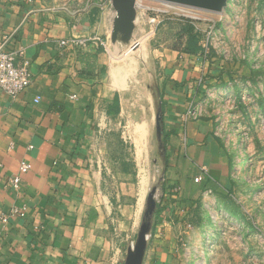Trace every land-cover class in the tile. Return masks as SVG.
I'll use <instances>...</instances> for the list:
<instances>
[{"label":"crops","instance_id":"obj_1","mask_svg":"<svg viewBox=\"0 0 264 264\" xmlns=\"http://www.w3.org/2000/svg\"><path fill=\"white\" fill-rule=\"evenodd\" d=\"M59 1L0 0V43L22 46L32 75L16 98L0 90V212L13 205L25 210L23 219L0 222V264H120L119 250H105L100 235L112 207H124L130 194L123 184L129 163L153 146L157 107L127 52L116 65L109 61L116 53L104 46L58 47L71 38L107 40L112 8L96 2L76 12ZM164 45L152 53L162 58L167 165L143 264H177L186 250L179 241L193 231L185 227L186 211L229 178L210 125L196 116L185 119L196 103L192 85L204 60ZM78 53L96 55V79L78 76ZM21 161L31 170L14 190L10 180Z\"/></svg>","mask_w":264,"mask_h":264},{"label":"rangeland","instance_id":"obj_2","mask_svg":"<svg viewBox=\"0 0 264 264\" xmlns=\"http://www.w3.org/2000/svg\"><path fill=\"white\" fill-rule=\"evenodd\" d=\"M60 2L80 12L99 0H60L57 5ZM144 4L150 8L166 5L153 0H144ZM168 5L175 9L150 36L140 17L133 36L137 45L121 49L111 46L110 35L104 40L110 54L116 53L110 63L118 65L125 57L133 58L134 70L150 85L156 107V85L161 89L162 83L158 60L162 58H155L152 51L159 50V44L167 50L182 47L187 22L200 45L208 46L206 55L199 54L204 64L192 85L197 94L192 109L210 125L219 153L229 165V178L210 192L204 191L196 206L186 211L189 221L185 227L193 231L179 241L186 250L178 253L177 264H264V0H227L221 13ZM152 142L151 150H144L135 164L129 163L123 184L131 186L130 194L124 196V207H112L109 227L100 235L105 250H119L120 264L135 243L149 191L156 186L155 199L161 198L166 166L159 158L155 137ZM142 172L144 192L140 189Z\"/></svg>","mask_w":264,"mask_h":264},{"label":"built area","instance_id":"obj_3","mask_svg":"<svg viewBox=\"0 0 264 264\" xmlns=\"http://www.w3.org/2000/svg\"><path fill=\"white\" fill-rule=\"evenodd\" d=\"M102 5L110 6L111 0H99ZM136 10V25L140 17L144 18V24L149 30L147 36L154 34L158 27L169 19L172 14V9L175 7L168 4L162 5L160 8H150L144 4V0H134ZM111 7V6H110ZM185 8V7H184ZM134 41V40H133ZM93 43L106 47V40L101 39L97 35H92L85 38H71L58 42V47L62 49L66 45H72L76 48L86 47ZM136 42H132L135 45ZM9 39H5L0 43V90L10 98H16L21 93L25 92L30 86L32 75L29 69V62L25 56V49L22 46L10 49L8 47ZM203 55L207 54L208 46L202 45ZM201 81V78L200 80ZM39 98L35 99L37 103ZM196 113L194 110L188 111L185 119L194 118ZM31 148V147H30ZM31 166L26 161H21L18 166L17 174L10 180V186L14 190H18L21 185V177L29 173ZM205 172V170H204ZM201 177H197L194 182H199ZM25 217V210L18 206H11L7 212H0V222H6L9 219H23ZM190 228L191 224L188 223Z\"/></svg>","mask_w":264,"mask_h":264},{"label":"water","instance_id":"obj_4","mask_svg":"<svg viewBox=\"0 0 264 264\" xmlns=\"http://www.w3.org/2000/svg\"><path fill=\"white\" fill-rule=\"evenodd\" d=\"M153 1L211 13H221L227 7V0ZM134 4V0H111L110 6L114 12L110 32V43L112 46L124 49L132 45L133 36L136 30V10ZM163 130V113L159 103L155 115V138L157 142L158 155L161 160H163L165 157V146L162 141ZM155 194L156 186L149 191L146 197L145 208L141 218L135 243L131 248L127 250L123 264H143L147 247V240L151 231L153 217L156 211Z\"/></svg>","mask_w":264,"mask_h":264},{"label":"trees","instance_id":"obj_5","mask_svg":"<svg viewBox=\"0 0 264 264\" xmlns=\"http://www.w3.org/2000/svg\"><path fill=\"white\" fill-rule=\"evenodd\" d=\"M189 24L190 23L187 22L185 27L182 29V32L187 34L186 43L182 45V47L175 49V50L182 52L183 54H186V55L195 56V55L201 54L203 50L200 45V40H199L198 35L196 33H193V29ZM77 74L81 78L96 79L99 75V72L97 71L96 55L78 53L77 55ZM156 94L158 97V102L160 103V107L162 108L163 107L162 106V95L157 85H156ZM162 141L164 143V146H166L165 137L163 135H162ZM163 164L164 166L167 165L166 152H165V157L163 159Z\"/></svg>","mask_w":264,"mask_h":264},{"label":"bare ground","instance_id":"obj_6","mask_svg":"<svg viewBox=\"0 0 264 264\" xmlns=\"http://www.w3.org/2000/svg\"><path fill=\"white\" fill-rule=\"evenodd\" d=\"M133 69V68H132ZM130 70V69H129ZM119 71V70H118ZM127 73V72H126ZM121 74V73H120ZM121 76V75H120ZM128 77V76H127ZM113 78V77H112ZM112 78H111V80H112ZM119 78V77H118ZM122 79V78H121ZM117 82V81H116ZM118 83V82H117ZM115 88V87H114ZM137 128V127H136ZM141 128V127H140ZM137 130V129H136ZM142 134V133H141ZM140 170V169H139ZM143 173L144 172H142V175H141V178H140V189H141V191L142 192H144V190H145V177L146 176H144L143 175ZM141 194V193H140ZM142 197V196H141Z\"/></svg>","mask_w":264,"mask_h":264}]
</instances>
